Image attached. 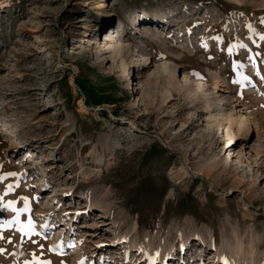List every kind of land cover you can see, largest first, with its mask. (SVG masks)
Instances as JSON below:
<instances>
[{
	"label": "rangeland",
	"instance_id": "rangeland-1",
	"mask_svg": "<svg viewBox=\"0 0 264 264\" xmlns=\"http://www.w3.org/2000/svg\"><path fill=\"white\" fill-rule=\"evenodd\" d=\"M165 262L264 264V0H0V264Z\"/></svg>",
	"mask_w": 264,
	"mask_h": 264
},
{
	"label": "bare ground",
	"instance_id": "bare-ground-1",
	"mask_svg": "<svg viewBox=\"0 0 264 264\" xmlns=\"http://www.w3.org/2000/svg\"><path fill=\"white\" fill-rule=\"evenodd\" d=\"M140 16L141 15L138 14L135 17V20H136L135 23H137V22L140 23ZM144 16H146V15H143V18H144ZM155 17H163V15H161V16H155ZM155 20L158 21V19H155ZM122 51H123V49L118 44L117 47H115V48H113L111 50V52H112V59L115 60L118 57V55H120L122 53ZM138 60L139 59H137V58H133V59H131V63H128L129 60H125L123 63H121V69L122 70H125V71H128V73H129V84H130V89L132 90V93H134V91H135L136 88L134 87V82L132 80L133 76L131 74V71H129V70H130V67L131 66H136V62ZM140 60H142V59H140ZM175 66H177V63H176L175 60H173V59L166 60L164 66H163L162 73L158 77V81L159 82H162V83H165V82H167V83H173L174 82V79H170V76L168 75V73H170L171 72V69L173 67H175ZM179 81L181 83H183V84H187L189 82L188 75L186 73H184L182 78H181V75H180L179 76ZM205 90L206 89L204 87V83L202 82V79H196L195 80V83H194L193 90H192L194 92V94L196 95V98L197 99H200L202 96H204ZM204 100H205L206 106L209 107V108H211L212 105H211V103H208V99L205 97ZM203 122H204V120L201 121V123H203ZM246 133H247V131L245 130V131H242L241 133H238V134H240V135H246ZM120 194H121V192H120ZM172 258H174V257H171L170 256V257H168V260H171ZM165 263L166 264H169L168 262H165Z\"/></svg>",
	"mask_w": 264,
	"mask_h": 264
},
{
	"label": "trees",
	"instance_id": "trees-1",
	"mask_svg": "<svg viewBox=\"0 0 264 264\" xmlns=\"http://www.w3.org/2000/svg\"><path fill=\"white\" fill-rule=\"evenodd\" d=\"M113 90H116V87H113ZM87 91H88L89 98L92 100V102L95 105H100L102 103L113 104L116 101L113 98H111L112 96L110 97V94H106L108 90L105 88L95 89L94 87H92V88H88ZM125 95L127 96V94H124V96Z\"/></svg>",
	"mask_w": 264,
	"mask_h": 264
},
{
	"label": "snow or ice",
	"instance_id": "snow-or-ice-1",
	"mask_svg": "<svg viewBox=\"0 0 264 264\" xmlns=\"http://www.w3.org/2000/svg\"><path fill=\"white\" fill-rule=\"evenodd\" d=\"M27 210V207H25V209H23L22 211H26Z\"/></svg>",
	"mask_w": 264,
	"mask_h": 264
}]
</instances>
